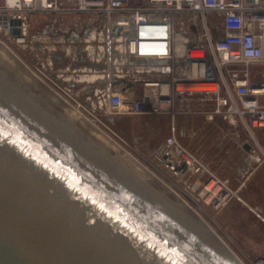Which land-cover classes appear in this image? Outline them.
<instances>
[{"label": "water", "instance_id": "water-1", "mask_svg": "<svg viewBox=\"0 0 264 264\" xmlns=\"http://www.w3.org/2000/svg\"><path fill=\"white\" fill-rule=\"evenodd\" d=\"M15 57L0 43V264H244Z\"/></svg>", "mask_w": 264, "mask_h": 264}, {"label": "built area", "instance_id": "built-area-1", "mask_svg": "<svg viewBox=\"0 0 264 264\" xmlns=\"http://www.w3.org/2000/svg\"><path fill=\"white\" fill-rule=\"evenodd\" d=\"M135 1L143 4L0 0V32L18 49L28 51L32 15H93L97 24L90 37L100 42L102 57H89L96 65L89 75L99 88L82 95L83 103H76L79 114L105 128L102 118L175 120L192 114L210 123L220 118L249 135L248 144L259 150V164L264 163V146L254 136V131H264V106L258 100L264 96V86L251 82L249 75L251 67L264 66V0ZM12 21L20 24L12 25ZM12 30L20 34L11 36ZM36 58L44 64L34 68V75L49 79L53 61ZM57 77L63 79L64 73L58 71ZM137 88L141 96L129 101L127 95L135 94ZM154 160L163 172L180 180L195 178L197 183L188 187L193 193L200 189V181L208 195L219 187L208 205L219 209L229 201L228 183L188 151L175 131L158 146ZM212 182L215 185L208 190ZM255 264H264V257Z\"/></svg>", "mask_w": 264, "mask_h": 264}, {"label": "rangeland", "instance_id": "rangeland-1", "mask_svg": "<svg viewBox=\"0 0 264 264\" xmlns=\"http://www.w3.org/2000/svg\"><path fill=\"white\" fill-rule=\"evenodd\" d=\"M0 43L9 49L13 56L15 55L21 60L32 74H35L34 68L38 64L39 67L44 64L42 60L38 63L36 58L30 57L28 54L25 57H20V50L1 32ZM37 79L78 113L74 119L75 122L83 118L89 124L91 123L94 128L124 152L120 156L122 159L128 155L172 191L216 232L242 263L255 264L259 258L264 257V215L255 207V200L263 195L264 187L260 181L262 175L257 173L247 180L242 176L241 178L236 177V168L240 163L239 156H234L232 153L236 146L232 142H224L223 133L216 123H210L205 117L192 114L179 115L175 120L168 117H155L152 120L140 122L136 128L134 125L131 126L132 123L129 120H122L118 129H121L120 131L123 128L127 130L120 133L119 130H113L103 118L101 121L108 129L102 124H95L89 120V116L79 114L76 103L82 104L81 100L83 99L55 89L51 83H47L45 78ZM62 90H64L63 87ZM109 129L114 134L110 133ZM172 131L176 132L180 143L200 159L221 181L226 182L227 177L231 178L230 183L227 182L231 196L225 206L216 209L215 206L206 204L205 190L201 186V181L200 189L193 193L188 190V187L196 181L195 178L187 177V179L180 180L163 172L157 166L154 160L155 151ZM241 133L244 136L246 134L243 131ZM246 137L249 138V135L246 134ZM257 152L261 156L258 149ZM223 158L226 159L225 162L222 160ZM210 163L219 165L223 170L222 173L214 170ZM207 179L208 176L205 181Z\"/></svg>", "mask_w": 264, "mask_h": 264}, {"label": "crops", "instance_id": "crops-1", "mask_svg": "<svg viewBox=\"0 0 264 264\" xmlns=\"http://www.w3.org/2000/svg\"><path fill=\"white\" fill-rule=\"evenodd\" d=\"M135 4H143L133 0ZM218 22L220 20L218 19ZM30 32L29 39L31 49L23 51L19 49L20 57L29 55L30 57H41L43 59H51L54 63V72L47 78V83H51L55 89L56 84L64 88L67 93L74 96L89 95L98 85H94L92 76L89 75L91 70H94L95 64L89 57H102L99 50L100 42L92 39L91 34L97 24V20L93 15L83 14H35L29 18ZM224 36V32L221 34ZM37 61V58H36ZM37 65V64H36ZM39 65V64H38ZM64 73V78L61 80L57 77V72ZM78 74L79 76H77ZM251 82L264 86V66H254L249 69ZM59 90V89H58ZM141 88H137L135 94H128L129 101L137 100L141 96ZM259 103L264 106V96L260 97ZM155 117H122L117 120H129L132 127H137V124L146 120H152ZM162 118V117H161ZM216 126L221 129L223 133L224 142L233 143L236 150H233L234 156H239L240 163L236 168V177L252 178L255 174L260 173L261 183L264 187V163L259 164L256 160L260 155L253 147L251 152L244 150V146L250 140L248 137L242 135L241 130L229 123L221 125L216 122ZM254 136L258 142L264 146V131H254ZM231 153V152H230ZM257 155V156H255ZM225 162V158L222 159ZM223 162V163H224ZM214 170L222 173V168L219 165L210 163ZM250 164V165H249ZM226 182L231 181L227 177ZM262 197L255 200V207L264 215V190Z\"/></svg>", "mask_w": 264, "mask_h": 264}, {"label": "flooded vegetation", "instance_id": "flooded-vegetation-1", "mask_svg": "<svg viewBox=\"0 0 264 264\" xmlns=\"http://www.w3.org/2000/svg\"><path fill=\"white\" fill-rule=\"evenodd\" d=\"M77 97H79V98L82 99V95H77ZM106 122L110 125V127H111L113 130L118 131V130H119V129H118V125L120 124V122H122V120L119 121V120H117V119L112 118V119H108ZM120 130H121V129H120ZM120 130H119V131H120ZM124 130H127V129L123 128L122 131H120V133H124ZM109 131H110V133H113V134H114V132H113L112 130L109 129ZM124 135H125V134H124ZM135 141H136V140H135Z\"/></svg>", "mask_w": 264, "mask_h": 264}, {"label": "bare ground", "instance_id": "bare-ground-1", "mask_svg": "<svg viewBox=\"0 0 264 264\" xmlns=\"http://www.w3.org/2000/svg\"><path fill=\"white\" fill-rule=\"evenodd\" d=\"M80 116V115H79ZM91 124V123H90ZM255 156H257V155H255ZM257 162H259V160L257 159L256 160ZM250 165V164H249ZM214 185H215V183H211L210 184V186L208 187V190L209 189H212L213 187H214ZM219 190H220V188L219 187H217L216 188V190L215 191H213V194H210V195H208V193H204V196H205V202H206V204H211L212 202H213V196H214V194H216L217 192H219ZM203 194V193H202Z\"/></svg>", "mask_w": 264, "mask_h": 264}]
</instances>
